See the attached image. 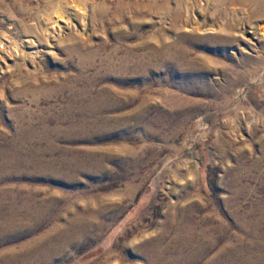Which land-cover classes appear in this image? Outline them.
Masks as SVG:
<instances>
[{
    "label": "rangeland",
    "instance_id": "1",
    "mask_svg": "<svg viewBox=\"0 0 264 264\" xmlns=\"http://www.w3.org/2000/svg\"><path fill=\"white\" fill-rule=\"evenodd\" d=\"M175 5L0 0V187L16 197L15 212H8L9 200L0 206V226L17 223L14 234L1 232L0 251H15L55 224L87 220L97 209L96 223L50 260L26 264L131 263V241L181 210L194 221L196 242L203 232L215 239L188 264H221L213 257L228 246L227 264H245L256 255L251 250L264 254V62L253 79L218 90L229 82L221 66L245 71L263 61L254 57L264 56V15L241 11L226 55L200 47L213 60L194 81L174 74L158 54L162 34L175 36ZM247 29L260 38L250 39ZM241 45L252 50L239 58ZM99 92L107 99L104 123L92 121ZM73 106L76 124L67 114ZM242 218H260L255 238Z\"/></svg>",
    "mask_w": 264,
    "mask_h": 264
},
{
    "label": "bare ground",
    "instance_id": "2",
    "mask_svg": "<svg viewBox=\"0 0 264 264\" xmlns=\"http://www.w3.org/2000/svg\"><path fill=\"white\" fill-rule=\"evenodd\" d=\"M163 6L166 7V2L163 3ZM241 11H247L248 14L251 13L252 16L264 15V0H176V5L172 10L171 23L175 36L172 40L170 39L171 41L167 40L169 36L166 33H163L161 36L158 54L162 64L165 65L164 62L166 64L168 63L172 67L173 73L176 75H178L177 72H179L180 75H191L194 81L203 79L206 73L204 65L207 64L208 66L213 58L208 55H202L201 52L200 54L198 52L199 48L202 46L214 45L217 46V50L214 52L226 55L227 48L231 46L237 37L234 30L241 18L239 15ZM240 28L243 32L244 29H246L242 24ZM250 28L253 30V27ZM251 30L249 31L247 29V31L251 33L250 39L258 40L260 36L253 33ZM248 46L249 45H241L236 47V53L239 54V58L242 57L244 50L248 48L252 50L251 47ZM254 59L255 61H263H260L255 67H251L245 71H239L232 65L228 68L221 66L222 73L229 82L220 83L218 90L225 91L230 89L245 78L250 80L253 79L255 70L264 62V56H255ZM198 63H201V65H198ZM121 67L122 66H120V69ZM179 87L180 90H185L187 86L180 84ZM80 94L81 95L78 94V96L82 104V92H80ZM106 100L105 93H97V97H95L94 103L91 106L92 121L94 123H104L109 120L108 116L103 117L100 115L101 110L105 109L107 106ZM179 100L181 101L182 98H179ZM68 113L71 116L73 115L71 120L76 124L79 119V109L73 106V108L69 109L67 114ZM2 152L3 150L0 151V155L3 154ZM64 162L76 167H82L83 165L82 162H75L72 159H64ZM3 164L7 165L9 163L8 161H3ZM42 166L46 168L49 166V163L43 160ZM2 171L3 170H0V172ZM1 180L2 179H0V181ZM7 190V187H0V206L5 200H9L7 209L9 213H13L16 211V197L15 194H9ZM26 206L30 207L29 202L27 203L26 200H23L22 207L25 208ZM36 210L39 211L37 206ZM97 211L96 209L94 213L91 212L92 214L87 220H72L69 225L55 224L51 230L42 233L35 240L20 245L19 248H15V251L10 249H7L5 252L0 251V264H26L29 260L34 258L44 259L45 261L50 260L51 256L56 251L64 249L69 241L80 236L84 229L96 223L98 218ZM98 212L102 213L101 211ZM186 213L185 210L178 211L177 213L169 212L164 220L158 222L159 225H161L156 231L154 230L155 232L153 234L144 235L142 240L135 237L128 248L133 256L128 258V261L131 263L127 264H141L139 263L140 260L143 261V264H188V260L201 259L207 250L215 245V239L211 235H209L210 238H208L207 233L203 232L200 239L196 242L195 229L193 230L194 221L191 220L192 218L187 216ZM236 217L237 219L240 218L239 214ZM259 219L260 218L247 220L242 218L240 221L243 230H246L251 238H255V232L259 230L261 223ZM15 224H2L0 226V235L3 231H13L14 234ZM231 247L232 246L226 248L221 247L214 255L213 261L227 264L226 260L222 262L224 259L223 255L225 251ZM254 247L260 249L263 245L260 242L257 244L256 241ZM187 248H191L190 254L183 255L182 249ZM247 248H249V246H247ZM250 252L256 255L251 256L245 264H264V254H257L258 250H251ZM204 264H210V262L205 261Z\"/></svg>",
    "mask_w": 264,
    "mask_h": 264
}]
</instances>
